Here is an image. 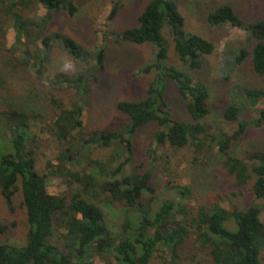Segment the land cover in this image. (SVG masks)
Instances as JSON below:
<instances>
[{"label": "trees", "instance_id": "obj_1", "mask_svg": "<svg viewBox=\"0 0 264 264\" xmlns=\"http://www.w3.org/2000/svg\"><path fill=\"white\" fill-rule=\"evenodd\" d=\"M138 1L117 0L109 19L114 20L125 4ZM177 1L151 0L137 27L105 33L119 43L155 45V61L143 66L140 73L156 75L146 98L117 104L127 117L123 127L86 130L83 116L90 83L98 81L105 70L106 49L91 55L70 36L48 29L54 12L77 13L75 0H0V52L5 53L3 65L9 68L0 82L7 92L0 94V193L14 210L16 193L21 190L28 224L24 245L0 241V264H151L158 252H170L177 258L191 239L197 244L193 242L194 249L206 254L212 264H263L261 206L254 203L243 210L237 206L227 209L207 202L195 208L189 201L192 188L173 182L166 184L173 198L158 205L152 184L156 166L144 173L133 167V138L143 127L154 124L156 150L148 154L153 161L158 158L157 150L167 146L177 151L188 149L194 164H204L209 161L205 157H211L239 189L234 196L251 186L254 197L264 202V151L250 152L245 159L232 153L234 144L245 135L247 123L240 122L233 134H212L203 122L210 113L209 90L203 82L195 81L191 72L201 68L203 58L214 53L215 45L186 30ZM39 5L46 14L31 20ZM207 20L213 27L231 25L244 30L254 44L252 51L241 52L236 63L241 65L251 56L254 71L264 75V20L246 24L231 5L217 8ZM7 26L16 32L10 49L4 41ZM166 29L169 39L163 34ZM170 40L180 66L168 61ZM56 46L76 63L90 66L71 75L46 76ZM22 73L28 83L34 76L47 81L54 92H71V103L54 92H38L35 85L24 95L18 93L13 86ZM168 84L186 102L192 122L172 116L166 98ZM235 96L236 101L223 114L229 122L238 121L247 107L263 100L264 91L241 87ZM255 122L258 126L264 122V111ZM46 133L56 144L57 157L47 161L48 172L42 175L37 168L39 136ZM111 148L109 156L95 158L99 149ZM131 167L133 171L127 172ZM48 179L60 180L65 190L50 194ZM111 206L121 212L118 230L107 217L105 208ZM229 223L236 229L230 230ZM7 230L0 221V237Z\"/></svg>", "mask_w": 264, "mask_h": 264}, {"label": "rangeland", "instance_id": "obj_2", "mask_svg": "<svg viewBox=\"0 0 264 264\" xmlns=\"http://www.w3.org/2000/svg\"><path fill=\"white\" fill-rule=\"evenodd\" d=\"M117 0H75L77 13L74 16L66 12H54L49 23V32H60L73 38L85 51L94 55L96 50L104 47L106 50L105 70L99 75L98 81L90 83L89 103L84 111V126L86 130L106 129L118 130L127 122V117L121 114L117 104L121 101H137L146 98L147 90L155 79V73L145 76L140 73L143 66L155 61L157 47L146 43L138 46L131 43H119L112 37L105 36L111 30L119 33L127 28L137 27L140 15L145 11L151 0H140L135 3H127L118 12L114 20L109 15ZM180 12L186 21V30L197 34L215 45L212 55L202 60L200 69L192 71L191 76L195 81L203 82L209 90L208 108L209 116L203 121L211 128L212 134L220 131L233 134L239 128L240 122H246L248 129L245 135L238 140L232 153L240 158H246L250 152L264 151V122L259 126L254 121L259 119L264 111V99L255 106L247 107L236 122H229L223 118L226 108L236 101L235 91L241 87L260 89L264 91V75L257 74L253 69L252 57H247L241 64L237 65L236 59L243 50L252 51L253 42L248 39L247 33L237 27L225 25L213 27L209 24L208 15L222 5H231L237 15L246 24L264 20V0H178ZM46 9L39 5L30 18L37 20L46 14ZM165 32V33H164ZM164 36L169 39L168 30H164ZM16 32L11 26H7L5 36L6 49H10L15 43ZM4 52H0V82L4 80L3 72L9 68L3 65ZM170 64L180 66L173 41L170 40L168 51ZM90 65L87 62L78 64L64 52L60 47L53 49V61L49 65L46 76L55 77L56 74L64 72L73 74L81 72ZM23 74V73H22ZM19 74L14 82L18 93L25 92L35 85L38 92H54L49 83L37 77L24 79V74ZM2 75V76H1ZM7 88H11L7 85ZM166 98L170 104L172 116L180 121L192 122L186 102L179 93L168 84ZM7 93L0 85V94ZM57 96L64 98L67 104L71 103L73 94L69 91H56ZM3 96H0V100ZM156 126L154 124L143 127L136 133L134 139V168L139 172L153 169L152 184L156 190V202L158 205L173 198L170 191H166L168 182L190 186L193 196L190 206L197 208L207 202L219 203L223 208L232 209L239 207L247 209L256 203L263 208L261 221L264 223V202L256 199L249 186L242 195L234 196L238 192L221 164L211 157L206 163L194 164L193 153L188 149L173 150L169 146L160 148L155 153V161L148 154L156 150L154 135ZM40 151L38 152L37 168L43 175L47 174V161L57 157L56 144L50 140L49 134L39 136ZM113 148L96 152L98 156H109ZM154 156V155H153ZM123 160V159H122ZM132 167L127 172H131ZM65 190L60 180L48 179V191L50 194H60ZM15 208L11 210L3 200L0 193V221L7 225V232L0 237L2 243L24 245L28 230L26 210L23 205V194L21 190L15 196ZM109 223L114 230H118L122 224V216L119 208L113 206L105 208ZM181 218V217H179ZM230 230H235L236 225L229 223ZM194 240L179 252V256L172 257L170 252H158L151 264H212L209 257L194 249ZM194 244H196L194 242ZM197 245V244H196ZM194 257V259L192 258ZM264 264V250L261 254Z\"/></svg>", "mask_w": 264, "mask_h": 264}]
</instances>
